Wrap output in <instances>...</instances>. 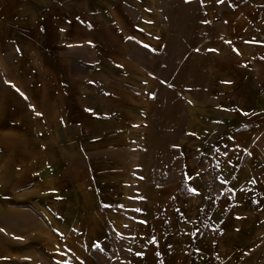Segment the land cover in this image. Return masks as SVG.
<instances>
[{
    "label": "crops",
    "instance_id": "crops-1",
    "mask_svg": "<svg viewBox=\"0 0 264 264\" xmlns=\"http://www.w3.org/2000/svg\"><path fill=\"white\" fill-rule=\"evenodd\" d=\"M0 264H264V0H0Z\"/></svg>",
    "mask_w": 264,
    "mask_h": 264
}]
</instances>
